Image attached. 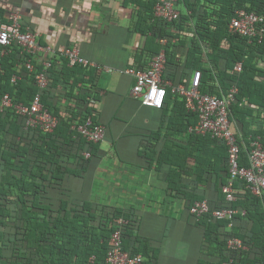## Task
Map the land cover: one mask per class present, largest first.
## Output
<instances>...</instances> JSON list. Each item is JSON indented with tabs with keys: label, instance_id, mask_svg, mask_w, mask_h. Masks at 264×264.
Instances as JSON below:
<instances>
[{
	"label": "trees",
	"instance_id": "obj_1",
	"mask_svg": "<svg viewBox=\"0 0 264 264\" xmlns=\"http://www.w3.org/2000/svg\"><path fill=\"white\" fill-rule=\"evenodd\" d=\"M157 2L135 0L133 4L143 9L135 30L149 35L151 56L162 49L165 52L161 79L188 87L193 72L200 71V93L218 97L236 85L238 94L229 119L238 128L239 164L249 167L248 139L259 137L264 145V123L255 126L251 118L254 112L264 114V83L259 81L264 78V68L259 65L264 64V41L249 43L231 33L228 26L239 10L264 16V0H176L179 18L170 23L155 17ZM0 19L6 23L1 8ZM161 39L166 43L162 45ZM29 60L32 71L25 66ZM48 60L50 65L45 68L39 58L23 52L16 43L0 46V264H107L109 239L118 219L126 221L122 249L130 256L141 255L144 264H160L158 251L137 232L132 208L76 197L70 189V180L84 179L101 155L100 142H89L77 131L88 118L100 124V89L94 81L99 70L70 67L61 55ZM237 63H241L239 73L233 70ZM41 72L49 79L44 90L35 82V75ZM37 94L43 107L58 119L50 133L26 126V118L15 112V105L29 107ZM5 95L11 99V107H1ZM171 102L181 111L169 118V131L187 135V147L174 145L160 153L152 149L146 157L169 165L168 188L183 194L194 226L205 233L195 264L230 260L233 264H264V192L256 196L245 181L235 179L234 201L226 202L222 187L230 174L225 144L189 133L196 115L186 109L183 97L166 87L161 109ZM178 118L183 124L179 129L175 126ZM174 150L180 161L171 156ZM188 160L194 168L186 165ZM179 180L187 190L179 188ZM203 200L208 213L191 214V207ZM225 208L236 211L231 219L211 218L213 210ZM233 238L244 248H228L227 242Z\"/></svg>",
	"mask_w": 264,
	"mask_h": 264
},
{
	"label": "crops",
	"instance_id": "obj_2",
	"mask_svg": "<svg viewBox=\"0 0 264 264\" xmlns=\"http://www.w3.org/2000/svg\"><path fill=\"white\" fill-rule=\"evenodd\" d=\"M133 2L0 0V8L5 19L10 11H18L22 28L35 32L37 41L50 47L54 56L64 48H76L99 70L94 81L100 89L98 120L105 137L100 142L101 155L84 179L70 180L73 194L100 204L132 208L136 230L158 251L160 264H195L205 233L194 226L183 194L168 188L169 165L151 162L147 155L152 149L160 153L174 145L187 147V135L169 131V118L174 119L181 109L175 108L174 102L163 109L142 106L131 95L134 79L126 70L146 68L152 57L149 35L135 30L143 9ZM259 81L264 83V78ZM254 115L252 124L264 123L263 113ZM182 125L178 118L175 126L179 129ZM171 156L180 161L175 150ZM186 165L194 168L192 160ZM181 182L179 188L187 190Z\"/></svg>",
	"mask_w": 264,
	"mask_h": 264
},
{
	"label": "built area",
	"instance_id": "obj_3",
	"mask_svg": "<svg viewBox=\"0 0 264 264\" xmlns=\"http://www.w3.org/2000/svg\"><path fill=\"white\" fill-rule=\"evenodd\" d=\"M176 0H158L154 7V15L165 22H173L179 18V12L175 9ZM228 29L231 33L245 37L252 41H264V16L254 12L239 10L232 17ZM38 35L30 30H22L21 15L18 11H10L6 16V23L0 21V46L7 47L16 43L23 52L35 55L42 54L41 62L48 68L49 58L55 52L48 46H43L37 41ZM160 43H166L161 39ZM50 54V57L48 55ZM59 55L66 58L68 66L80 65L82 67H96V65L80 55L76 48H64ZM37 60V59H36ZM165 65V52L162 49L158 54L153 55L144 70L130 68L126 73L134 79L131 95L137 98L142 106L161 109L164 105L166 87L171 88V92L185 100L186 109L196 115V123L188 128L189 133L202 137L208 136L210 139L223 142L228 153V168L230 179L228 184L222 187L226 202L234 201L232 184L233 180H243L248 185L252 194L260 196L264 192V146L260 138H250L248 161L249 167H242L239 164L241 147L238 143L237 132L234 122L230 121V107L236 101L238 87L231 86L221 97L215 95L202 94L199 91L201 73L193 72L189 86L178 84L173 86L170 82H164L161 74ZM26 68L32 71V63L29 60ZM234 72L241 71V63L234 66ZM15 78H12L14 81ZM35 82L40 90L47 88L49 79L45 72L35 75ZM92 99L91 103L94 104ZM12 106L11 99L5 95L1 101L2 108ZM15 112L26 118V126L38 128L44 133L52 132L57 126L58 119L46 110L40 95L37 94L31 105H15ZM77 131L87 141L92 143L102 142L105 137V128L100 124H94L92 119L78 126ZM88 157V154L85 153ZM209 207L206 201L197 202L190 209L191 214L202 216L208 213ZM236 211L230 208L213 210L211 218L215 220L231 219ZM117 228L110 236V249L108 251L107 264H144L141 255L130 256L122 249V227L126 224L123 219L116 222ZM227 247L230 249H243L242 242L233 238L228 240ZM225 264H233L230 260Z\"/></svg>",
	"mask_w": 264,
	"mask_h": 264
},
{
	"label": "clouds",
	"instance_id": "obj_4",
	"mask_svg": "<svg viewBox=\"0 0 264 264\" xmlns=\"http://www.w3.org/2000/svg\"><path fill=\"white\" fill-rule=\"evenodd\" d=\"M250 138H253V137H250ZM250 138L248 139V141L250 142ZM256 138V137H255ZM262 143V142H261ZM250 149V148H249Z\"/></svg>",
	"mask_w": 264,
	"mask_h": 264
}]
</instances>
